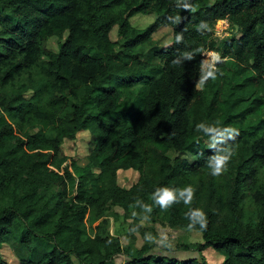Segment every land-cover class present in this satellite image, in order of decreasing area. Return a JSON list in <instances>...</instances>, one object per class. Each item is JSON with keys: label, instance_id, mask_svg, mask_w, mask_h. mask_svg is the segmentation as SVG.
Instances as JSON below:
<instances>
[{"label": "trees", "instance_id": "obj_1", "mask_svg": "<svg viewBox=\"0 0 264 264\" xmlns=\"http://www.w3.org/2000/svg\"><path fill=\"white\" fill-rule=\"evenodd\" d=\"M190 2L194 12L177 0H0V264L10 236L29 254L21 264H108L125 253L126 264H209L155 256L148 244L124 249L108 229L115 208L134 220L132 233L143 221L189 230L185 213L202 209L200 250L226 253L221 264H264V0ZM139 14L156 19L136 29ZM177 15L179 24L168 20ZM219 21L232 34L217 36ZM163 27L173 43L154 53L160 62L140 59L137 49ZM183 51L194 59L173 64ZM206 52L221 58L217 79L196 89ZM216 120L240 133L219 177L207 167L209 138L196 131ZM84 132L88 163L69 165L63 145ZM120 172L138 173L137 182L123 188ZM189 185L190 205L162 211L151 199L157 188ZM43 240L50 247L39 252Z\"/></svg>", "mask_w": 264, "mask_h": 264}, {"label": "rangeland", "instance_id": "obj_2", "mask_svg": "<svg viewBox=\"0 0 264 264\" xmlns=\"http://www.w3.org/2000/svg\"><path fill=\"white\" fill-rule=\"evenodd\" d=\"M208 1L214 2L215 0ZM155 19V14H139L131 19V23L136 29L143 30L152 24ZM232 31L227 21H219L216 24L215 32L220 38L229 36L232 34ZM111 38L113 41L119 42L117 50L120 51L122 40L117 35V27L111 32ZM172 43V28L163 27L153 35L149 43L137 49V54L139 58L144 61L159 63L160 60L154 57V53ZM47 48L56 52L58 50V39L50 38L47 42ZM211 55L213 54L207 52L205 57L207 56L210 58ZM209 62H211V60H209ZM26 96L29 98L32 96V93L28 92ZM92 147L90 134L88 132L79 134L75 141L67 140L63 148L70 159L68 161L69 165H71L72 160H75L80 166H85L88 163L87 158ZM170 156L175 158L176 153L171 152ZM186 157L193 160V158L188 155ZM138 177V173L136 172H120L118 183L123 188L128 189L137 182ZM113 212L112 216H109L110 225L108 229L112 235L119 237L124 249L135 251L148 244L151 246V254L164 258L177 259L180 261L191 259L205 260L209 264H221L226 260V253L216 251L212 247L200 250L199 247L204 241L201 234L196 230L172 229L160 223L143 221L139 223L140 229L132 233L129 227L132 226L134 220L132 218L127 219L120 208H115ZM98 224L99 222L95 223L93 228ZM87 227L89 228V233L94 235L95 230L93 228L90 229L89 225H87ZM149 235L153 239H148L147 237ZM35 246L39 252H44L50 247V244L48 241L43 240L36 242ZM1 254L8 264H21V262L29 256L27 251L18 243V240L14 236H10L6 239L1 248ZM128 260L129 256L125 253L117 256L113 262L108 264H126Z\"/></svg>", "mask_w": 264, "mask_h": 264}, {"label": "clouds", "instance_id": "obj_3", "mask_svg": "<svg viewBox=\"0 0 264 264\" xmlns=\"http://www.w3.org/2000/svg\"><path fill=\"white\" fill-rule=\"evenodd\" d=\"M177 6L182 7L185 11H195L194 5L190 0H177ZM168 20L173 24H179L181 17L169 16ZM197 30L203 34L208 29V24L205 21H201L197 25ZM184 40L183 32L178 33L175 37L176 43H182ZM194 59V53L191 51H183L176 56L172 63L182 64L184 61H192ZM211 60V62H209ZM221 61L219 54H213L211 57H205L200 61L199 66V79L196 81V89L202 88L209 80L217 79L218 69L216 64ZM223 73H220L222 75ZM197 132H203L208 139V148L214 150L213 155L207 159V167L210 169V174L214 177H219L227 171L228 165L232 158L237 154V150L230 141H235L239 136V130L231 125L223 126L220 120H216L214 123H198L196 125ZM195 196V189L189 185L183 188H169L162 187L157 188L152 194L151 199L155 205H158L162 211H167L172 205L180 203L181 201L187 206L190 205ZM136 204L141 206L144 213H151L153 208L151 205L142 204L137 201ZM187 219L190 220L188 229L191 231L198 224L201 230H206L208 226L207 216L202 209H190L188 213H185ZM145 219L148 217L145 216ZM148 239H153L150 235Z\"/></svg>", "mask_w": 264, "mask_h": 264}, {"label": "built area", "instance_id": "obj_4", "mask_svg": "<svg viewBox=\"0 0 264 264\" xmlns=\"http://www.w3.org/2000/svg\"><path fill=\"white\" fill-rule=\"evenodd\" d=\"M206 53H207V52H206ZM206 53H204V55H203L204 57H205V54H206ZM209 53H211V54H217V53H215V52H209Z\"/></svg>", "mask_w": 264, "mask_h": 264}]
</instances>
